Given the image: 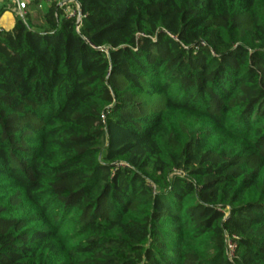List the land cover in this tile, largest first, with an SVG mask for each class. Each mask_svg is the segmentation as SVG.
Here are the masks:
<instances>
[{
  "label": "trees",
  "instance_id": "obj_1",
  "mask_svg": "<svg viewBox=\"0 0 264 264\" xmlns=\"http://www.w3.org/2000/svg\"><path fill=\"white\" fill-rule=\"evenodd\" d=\"M78 2L0 29V264H264V0Z\"/></svg>",
  "mask_w": 264,
  "mask_h": 264
},
{
  "label": "built area",
  "instance_id": "obj_2",
  "mask_svg": "<svg viewBox=\"0 0 264 264\" xmlns=\"http://www.w3.org/2000/svg\"><path fill=\"white\" fill-rule=\"evenodd\" d=\"M13 3H17L16 8L13 7V11L17 16L24 17L28 12V1L29 0H11ZM46 2H55L58 7H66L67 16L76 17L77 22L81 19L80 4L78 0H46ZM1 29V28H0ZM235 245L230 242L228 248V254L231 256L233 254Z\"/></svg>",
  "mask_w": 264,
  "mask_h": 264
},
{
  "label": "crops",
  "instance_id": "obj_3",
  "mask_svg": "<svg viewBox=\"0 0 264 264\" xmlns=\"http://www.w3.org/2000/svg\"><path fill=\"white\" fill-rule=\"evenodd\" d=\"M17 3H13L11 0H0V28L4 30H10L15 26L17 14L13 11V7L16 8Z\"/></svg>",
  "mask_w": 264,
  "mask_h": 264
},
{
  "label": "rangeland",
  "instance_id": "obj_4",
  "mask_svg": "<svg viewBox=\"0 0 264 264\" xmlns=\"http://www.w3.org/2000/svg\"><path fill=\"white\" fill-rule=\"evenodd\" d=\"M46 6H47L46 4H40V5L37 7L36 12H39V14H40L41 16H43L44 11H45V7H46Z\"/></svg>",
  "mask_w": 264,
  "mask_h": 264
}]
</instances>
